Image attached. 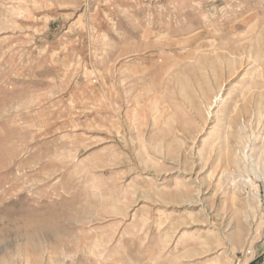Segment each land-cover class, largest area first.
<instances>
[{"label":"rangeland","instance_id":"374dc122","mask_svg":"<svg viewBox=\"0 0 264 264\" xmlns=\"http://www.w3.org/2000/svg\"><path fill=\"white\" fill-rule=\"evenodd\" d=\"M0 264H264V0H0Z\"/></svg>","mask_w":264,"mask_h":264}]
</instances>
